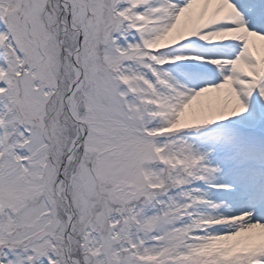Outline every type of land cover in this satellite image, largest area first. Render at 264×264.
<instances>
[{
    "label": "snow or ice",
    "instance_id": "snow-or-ice-1",
    "mask_svg": "<svg viewBox=\"0 0 264 264\" xmlns=\"http://www.w3.org/2000/svg\"><path fill=\"white\" fill-rule=\"evenodd\" d=\"M0 264H264V0H0Z\"/></svg>",
    "mask_w": 264,
    "mask_h": 264
}]
</instances>
